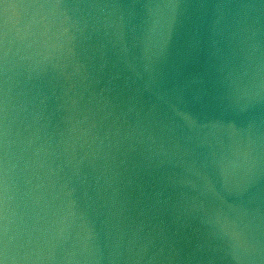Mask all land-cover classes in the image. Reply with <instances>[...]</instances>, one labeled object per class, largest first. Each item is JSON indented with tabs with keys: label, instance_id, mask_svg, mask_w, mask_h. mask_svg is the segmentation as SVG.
Returning a JSON list of instances; mask_svg holds the SVG:
<instances>
[{
	"label": "clouds",
	"instance_id": "9594fccd",
	"mask_svg": "<svg viewBox=\"0 0 264 264\" xmlns=\"http://www.w3.org/2000/svg\"><path fill=\"white\" fill-rule=\"evenodd\" d=\"M0 264H264V0H0Z\"/></svg>",
	"mask_w": 264,
	"mask_h": 264
}]
</instances>
